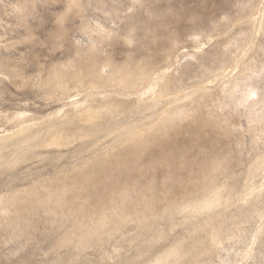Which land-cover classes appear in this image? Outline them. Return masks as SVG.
Instances as JSON below:
<instances>
[{"label": "rangeland", "instance_id": "374dc122", "mask_svg": "<svg viewBox=\"0 0 264 264\" xmlns=\"http://www.w3.org/2000/svg\"><path fill=\"white\" fill-rule=\"evenodd\" d=\"M81 2L82 7L78 9L72 0H0V135L16 130L14 121L10 118L15 113H25L40 118L62 106L63 103H53L45 99V92L41 88L37 89L35 84L41 80H48L53 76L54 70L62 69L70 62L75 61L81 70L98 68L108 61L112 66L119 67L135 66L144 62L159 67L165 63L169 53L174 57L175 54H181L179 51L181 50L184 53L181 57L184 58L181 60L182 63L177 65V68H180L177 74L180 72L183 74L185 71V85L182 86L184 89L186 87L187 93L196 84L195 82L210 80L225 68L231 70L235 59L241 57V55L236 57L239 52L242 53L241 48L249 49L250 44L236 47L231 41L242 26L239 23L245 20L244 16L249 11L250 0H81ZM86 28L92 30L101 28L109 32L110 38L102 39L98 48L92 50V41L85 32ZM237 36L244 37L242 34ZM130 38L132 41H128ZM251 40L254 43L260 41L264 43V35L262 37L252 35ZM172 44L174 46L177 44V47L175 46L174 49ZM199 47L202 49L197 53ZM257 51L264 55L263 50ZM77 52L81 53L79 57ZM194 52L197 53V58L189 55ZM12 71L18 73L20 77L23 76L21 78L31 82V85L16 84ZM105 71L109 72V69ZM263 78L264 76H261L254 80L261 86L259 94H264ZM181 88L180 86L179 89ZM214 104L216 103L208 102V105L205 104L201 109L203 112L206 110L205 113L212 109L216 110ZM244 110L245 108L241 106L236 110L230 107H223V112L222 108L218 110L219 114L221 112L229 118L231 114L233 115L231 119L233 131L217 136L219 138L221 135V138L227 139L219 138L222 141H218V138L211 137L209 132L204 134L202 128L199 131L200 125L192 124V116L180 129H176L177 131L171 129V135L166 136L168 139L161 138L153 146L151 144L136 152L122 150L112 162H103L100 164L101 169L99 167L94 173H87L89 180H86L87 174H84L85 176L80 177L84 180L79 179V183L81 180L84 186L80 191L64 192L61 190L60 182L53 183L48 188L41 187L43 183L49 182V179L56 178L60 170L67 172L73 163L80 160L72 150L74 147H71L72 151L70 148L67 149L69 152L66 149L29 148L26 145L24 150L12 146L2 150L0 152V264H157L153 260H158L159 263L168 252L174 251V248L181 251L182 255H186L183 256L184 258L181 257L179 262L172 264H187V262L188 264H264V165L254 167L258 155L264 152V134L255 141L253 131L250 130L252 126L261 128L264 123H250ZM206 117L207 115L204 117L205 120ZM211 139L218 144L213 143ZM224 155H228L227 159L233 158L231 164L228 163L230 160L226 161L229 173L225 172L227 173L225 176H228L227 182L222 176L221 182L220 179H215L214 185L217 184L218 187H214L209 182L207 184L206 170L208 166V170L212 167L209 164L212 165L213 159ZM250 170L254 173L252 174ZM230 174L232 179L235 177L236 179L232 181ZM222 181L227 185L225 188L231 187L234 190L228 189L239 197H234V200L226 204L222 214L227 217H225L226 225L222 230L223 234L219 235L223 242L220 241L222 244L219 249L211 251L209 247L213 240L208 233L210 229L206 228L203 231L205 233L198 231L201 224L205 226L210 215L208 217L207 214L201 213L195 214V217L187 216L188 214L186 212L184 214L182 209L189 203L200 204V201L203 202L211 196L212 191L223 189ZM225 191L230 192L227 188ZM206 192V198L201 197ZM111 205L117 207L119 214H125L133 220L123 221L119 225L114 223V226L110 223L99 237L84 240L83 237L87 232L82 225L90 223L89 215L103 213L104 209L105 213L109 214L113 210V208L109 209ZM165 212L168 214H164ZM138 215L147 218L144 224L143 219L135 218ZM210 221L212 223L211 219ZM87 229L89 230V225ZM206 231L210 240L205 236ZM197 232L200 233L195 234ZM196 247H199L198 251ZM191 249L194 250L190 253ZM196 251L199 257L195 254ZM161 254H164V257Z\"/></svg>", "mask_w": 264, "mask_h": 264}, {"label": "bare ground", "instance_id": "6f19581e", "mask_svg": "<svg viewBox=\"0 0 264 264\" xmlns=\"http://www.w3.org/2000/svg\"><path fill=\"white\" fill-rule=\"evenodd\" d=\"M72 1L75 2L78 9H81V7H82L81 0H72ZM247 1H249V0H247ZM248 6H249V8H248L249 11L244 16L245 20H243V22L239 23L242 26H241L240 30L238 29L239 31L236 32L237 34L236 33H235V35L233 34L234 37L232 38L231 42H232V45L233 46L235 45L236 47H241L243 44L244 45L250 44L249 49L244 50L241 48L242 53L239 52L238 55L236 56L238 58V56L241 55V57L239 59L234 58L235 62H234V65H232L231 70L223 67L225 69L222 68L223 69L222 71H220V72L218 71L219 73H217L215 75L216 77H213L210 80H205V81L200 80L198 82H195L196 84L193 86V88L190 90V92L186 93V87L184 89L182 86L183 84L185 85V83H184L185 82V80H184L185 71L183 72V74H182V72L177 74L178 69L180 70V68H177V65H179L182 58H184V56L181 57L182 54H184L183 51L181 52V50H179L181 54H175L174 53L175 54L174 57L172 56V54L169 53L165 63L159 67L158 66H150L152 64H148L147 62L139 63V64H136L135 66L119 67L118 65L112 66L111 63L108 61L107 63H103L98 68L94 67L93 69H90V70H81L76 65L75 61L70 62V63H68V65H65L62 69L54 70L53 76L51 78H49L48 80H46V81L41 80L40 82H38V84L37 83L35 84V85H37L36 86L37 89L38 88L43 89V91L45 92L44 93L45 99H47L53 103L54 102L63 103L62 106L57 108L56 110H54V112L49 113L47 115H44L43 117H40V118H35L34 116H29L25 113L13 114L12 117H10V118L13 119L16 130H13L11 132L0 135V152L6 148H9L10 146L17 147L18 149H21V150H24L26 147H29V148L30 147L31 148H40V147H45V148L49 147L50 148V147H53V148H58V149H63V150L64 149L67 150L70 148V150H71V147H74L72 150L76 153V155L79 157L80 160H78V162H76L75 164L73 162H71V163H73L72 167L70 170L68 169L69 171H67V172H65L64 170H62V171L60 170V172H59L60 174H59L56 171L58 173V175H56L57 177L53 178L52 180L49 179V182L43 183V186H41V187L48 188L49 185H51L53 183L60 182L62 184L61 190H63L64 192H70L72 190L80 191L84 188L82 181H81L84 179H82L80 177H83L87 173H90V172L94 173L95 171H97L99 169V167L101 169L102 166H100V164H102L103 162H112V160L115 159L121 153L122 150H129V151L133 150V152H136L142 148L149 147L151 144L153 146V144H155V142H157L161 138L168 139V137H166V136L171 135V132H172L171 129H175V130L180 129V127L183 125V123H185L188 120V118H191L192 116H193L192 124L197 125V126L200 125V126H198L199 127L198 130L199 129L201 130V128H202L201 131L204 134L209 132L210 133L209 135L211 137L216 136V138H218L217 136L219 134L222 135V133H230L234 129V127L232 126L233 120H231V119H233V115L230 113L232 118L231 117L229 118L227 115H222L221 112H220L221 116L218 113V110L221 108H222V112H223V107H230L234 110H236V108L239 106L244 107L245 108L244 112L246 113V114L245 113L244 114L247 116L248 119H250V123L251 122H263L264 123V94H259L258 91L261 89V86L256 84L255 83L256 81H254L256 78L264 76V55L259 54V51H257L258 49L264 51V43H262L261 41L254 43L251 40L252 35H253V37L255 35L256 36L259 35L260 37H262L264 35V0H250V3ZM248 6H245V8ZM239 27H240V25H239ZM85 32L87 33L88 37L92 41V44H91L92 50H94L95 48H98V44L102 39L109 37V32L105 31L101 28H97L95 30H92L90 28H86ZM239 34H242L244 37L240 38L239 36H237ZM129 40L132 41L131 38L128 39V41ZM176 42H179V41H176ZM176 42H173V43H176ZM175 46L177 47V44H175ZM175 46L173 45L174 49H175ZM176 49L178 50V48H176ZM201 49H202V47H199L198 51H196V52L197 53L200 52ZM82 52H83V50H82ZM196 52L189 53V55L194 57V58H197ZM87 53H89V52H87ZM79 54H81V53L79 52L77 57H79ZM221 54H222V52H221ZM248 57H249V59H247ZM77 59H79V58H77ZM81 59H82V56H81ZM221 59H224V58H221ZM234 59H233V61H234ZM131 61H134V60L131 59ZM214 62H215V59H214ZM201 63H203V62H201ZM5 66H7V65H5ZM94 66H96V64ZM14 68H15V66H14ZM107 68L109 69V72L105 71V69H107ZM202 68H203V65H202ZM16 70H17V68H16ZM10 71H11V69H10ZM12 74H14L13 77L15 78L16 84H19L22 86L23 85H29V84L31 85V82L23 80L21 78L23 76L20 77V75L18 73L12 71ZM196 76H198V75H196ZM14 78H13V81H14ZM24 78H27V77H24ZM36 80L37 79H35V82H36ZM186 80H188V79H186ZM263 81H264V78H263ZM213 84H214V86H213ZM180 86L183 89L182 88L179 89ZM263 88H264V86H263ZM208 102L209 103L210 102L216 103V104H214V108H216V110L218 109L217 112L215 109L213 110L211 107L210 108L212 110H209L206 113H205L206 110L204 112L202 111V109H201L202 106H204L205 104L208 105ZM21 112H23V111H21ZM203 113L205 115H207L206 120L204 119L205 115ZM237 113H239V112H237ZM233 114H235V113H233ZM39 116H40V114H39ZM202 116H204V117L202 118ZM232 127H233V129H232ZM195 129H196V126H195ZM250 130L253 131V138L255 141L260 139L262 134H264V126L261 128H257V127L252 126V128ZM258 130H260V131H258ZM172 134L174 135V133H172ZM201 135H202V133H201ZM164 136L166 138H164ZM196 136H197V134H196ZM220 136H219V138H221ZM176 137H178V136H176ZM219 138H218V141H222V140H219ZM225 139H227V138H225ZM229 139H230V136H229ZM211 140H210V143H211ZM212 141H214V140H212ZM169 142L172 143V141H169ZM207 142H204V143H207ZM215 142L216 141H214L213 143H215ZM25 145H26V147H25ZM165 145H164V148L166 147ZM219 145L221 146V144H219ZM219 145H218V147H219ZM224 145H225V143H224ZM158 147H160V146H158ZM204 147H206V146H204ZM166 149H167V147H166ZM221 149H222V147H221ZM65 152H63V153H65ZM67 152H69V151L67 150ZM147 152L148 151H146V153ZM61 154H59V155H61ZM126 154H127V152H126ZM170 154H171V152L169 153V156H170ZM164 155H167V154L164 153ZM4 156H5V154H4ZM22 156L23 157L25 156L24 153H22ZM63 156H64V154H63ZM224 156L216 157L215 159H213L212 165L207 163L210 166H212L210 168V170H208L209 166H208V169L206 170V172L208 173V175L206 176V183L207 184L209 182V184L214 185L216 183L215 182L216 178L220 179L219 181L221 182L222 176L225 177L224 180H226V178L228 177V176H225L228 173V171H227L228 168L226 167L228 164L226 165V163H227L226 161L230 160V161H228V163H230L231 159H233V158L227 159L228 155L225 156L226 158ZM176 157H178V156H176ZM0 159H1V157H0ZM76 159H74V160H76ZM237 159H238V157H237ZM204 160H206V159H204ZM239 160L241 161V159H239ZM209 161L210 160H208V162ZM11 162H13V161H11ZM159 162H160V164H162L161 161H159ZM188 162H191V161H188ZM198 162H200V161H198ZM205 162H207V161H205ZM255 162L257 163L256 165L254 164ZM255 162L253 163V165H255L254 166L255 168L258 165H262V164L264 165V152H262V154L258 155L257 161L255 160ZM169 163H170V161H169ZM192 163H194V162L192 161ZM145 165H146V163H145ZM136 166H137V164H136ZM158 166H159V164H158ZM161 166L162 165H160V167ZM165 166H167V164ZM129 167H130V165H129ZM193 167H194V165H193ZM150 168H151V166H150ZM167 168H168V166H167ZM182 168H183V166H182ZM200 168H201V166H200ZM230 169H229V171H230ZM132 170L133 169H131V171ZM165 171H167V170H165ZM172 171H174V170H172ZM226 171H227V173L225 174ZM250 172L252 174L254 173L253 170H250ZM108 174H110V173H108ZM231 174L229 175V177L231 176ZM88 176H89V174H87L85 176L86 180L89 178ZM90 176H92V175H90ZM52 177H53V175H52ZM200 177H202V176H200ZM231 177H230V179L232 181L236 179V177L234 179H232ZM233 177H234V175H233ZM49 178H50V176H49ZM79 179H81L80 183H79ZM134 182H136V181L134 180ZM226 182H227V180H226ZM223 183H224V181H222V186L225 188V186H227V185H224ZM216 185H214V187ZM218 185H220L219 182H218ZM85 186H86V184H85ZM222 186H220V187H222ZM187 187H188V185H187ZM216 187H218V186H216ZM224 188L223 189L218 188L216 190L213 189L214 192L212 191L211 196H209V198H207L205 201H203V200H202L203 202L200 201V204L199 203L198 204L189 203V205H187L185 208L182 209V211H184L183 212L184 214H185V212L188 214L187 216H194L195 214L197 215V214H201V213L207 214L208 217L210 215V219L212 220V223H211L210 219L207 217L209 220H206L205 226H203L201 224L204 222L202 219L203 222H201V223L199 222L201 224V227L199 228L198 231L203 232L204 230H206V228L210 229L209 232L206 231V234L208 232L209 235L212 237L211 240H213L212 245L210 244L211 247H209L211 249V251L214 249H216V250L219 249V247L222 244L220 242V241H222V239H221L222 237H220V236H221V234H223L222 233L223 228L225 229V227H224L226 225L225 219L227 218L226 216H225L226 217L225 218L222 215L223 210H224L226 204L230 200H232V199L234 200V197L237 198V196H238V195L235 196L234 195L235 193L233 194L232 193L233 191L229 190L231 187H229V186L226 187L227 190L230 191V192L225 191L226 193L224 192V190L226 188L225 189ZM232 190H234V189H232ZM123 191H126V190H123ZM112 194H115V193H112ZM206 194H207V192L205 194H202L204 196H201V197L206 198V196H205ZM112 196H114V195H112ZM187 197H189V196H187ZM96 199H97V197H96ZM184 201H185V199H184ZM192 201H194V199ZM184 204L186 205V201L184 202ZM111 208H113V210L109 214H106L105 209H104L103 213H98V214L93 213V214L89 215L90 223L82 225V227L84 226V228H86L84 231L87 232V233H85V236L83 237L84 240H89L92 237H95V238L99 237L100 235H102V232H104V229L110 223H113L112 226H114V223L119 225V223L131 219L129 216H127L125 214H123V215L119 214V212H117V207H115L114 205H111L109 209L111 210ZM174 208H177V207H174ZM18 209H19V207H18ZM118 210H120V208H118ZM60 211H61V209H60ZM121 211H122V209H121ZM168 211H170V210H168ZM173 211H175V209H173ZM170 212H172V211H170ZM176 212H173V213H176ZM164 214H168V213L165 212ZM170 214H172V213H169V215ZM177 214H176V216H177ZM184 214H182V215H184ZM77 216H79V215H77ZM145 216H146V213H145ZM170 217H168V218H170ZM196 217H198V216H196ZM222 217H224V219ZM17 218H18V216H17ZM73 218H74V216H73ZM135 218L136 219H143V220L145 219L144 221L142 220L143 224H144V222H146V219H147L143 215L142 216L138 215ZM158 218L161 219L160 216ZM21 219H22V217H21ZM152 219H154V218H152ZM160 219H158V220L160 221ZM187 219H190V218L188 217ZM187 219H185V220L187 221ZM132 220L133 219H131V221ZM148 220H150V219H148ZM28 221H30V220H28ZM150 221H147V222H150ZM19 222H20V220H19ZM68 222L71 223V221H68ZM134 222H135V220H134ZM155 222H157V220H155ZM155 222H154V224H155ZM61 223L63 224V222H61ZM183 223H185V221H183ZM88 225H89V230L87 229ZM212 225H213V227H211ZM26 226H27V224H26ZM120 226H121V224H120ZM16 227H17V224H16ZM193 227H194V224H193ZM14 229H15V227H14ZM147 229L150 230V228H148V227H147ZM194 229H196V228H194ZM110 230H111V228H110ZM119 230H118V232H119ZM21 231H22V229H21ZM18 232H20V228H19ZM113 233H114V231H113ZM192 233L194 234V231ZM198 233H200V232H197L195 234H198ZM203 233H205V232H203ZM225 233H226V231H225ZM113 235L115 237V233ZM209 235L207 234L205 236L208 237ZM193 236H196V235H193ZM193 236H192V238H194ZM158 237H160V236H158ZM200 237H198V239ZM219 237L221 240L219 239ZM192 238H190V239H192ZM108 239H109V237H108ZM156 239H158V238H156ZM208 239H209V237H208ZM99 240L101 241V239H99ZM209 240H208V242H206V240H204V241L208 244ZM223 240H224V238H223ZM180 242H178V243H180ZM200 244L201 243H199V245ZM207 244H206V246H208ZM182 245H183V243H182ZM182 245H181V247H182ZM173 247H175V245ZM188 247H190V246H188ZM191 247L194 248L195 245H194V247L193 246H191ZM199 247H201V245ZM199 247H196L197 251H198ZM169 249H173V248H169ZM206 249H207V247H206ZM192 250H194V249H191L190 253ZM208 250L206 252H208ZM188 251H189V249H188ZM211 251H209V252H211ZM193 252H195V251H193ZM206 252H202V253L200 252V253L205 254ZM195 254L197 255L199 253L197 252ZM161 255H163L162 257H164V254H161ZM184 255H186V254H184ZM184 255H182V252L179 251L177 248L176 249L174 248V251L168 252V254H166L165 257L159 261V263H158V260L157 261L153 260V262H157V264H172V263L178 261ZM188 255L189 254L187 253V256ZM189 257H190V255H189ZM192 259L194 260L195 258H192ZM196 260H198V259H196ZM187 264H188V262H187Z\"/></svg>", "mask_w": 264, "mask_h": 264}]
</instances>
